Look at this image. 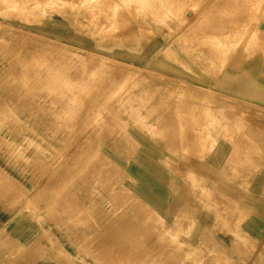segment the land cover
I'll return each mask as SVG.
<instances>
[{
	"label": "rangeland",
	"instance_id": "obj_1",
	"mask_svg": "<svg viewBox=\"0 0 264 264\" xmlns=\"http://www.w3.org/2000/svg\"><path fill=\"white\" fill-rule=\"evenodd\" d=\"M142 1L12 0L0 6V212L39 231L51 249L83 254L86 264H250L256 245L246 244L237 228L233 234L245 245L233 249L235 261L211 249L208 237L194 246L191 224L179 228L189 242L165 233L154 238L163 228L143 202L147 178L128 166L136 162L149 120L172 113L173 95L160 88L179 84L161 79L162 56L182 66L179 43L207 70L211 47L219 68L237 47L264 54V0ZM231 104L232 137L246 112L264 116L240 99ZM112 216L134 218L135 253H125L127 244L118 238L127 222ZM147 233L152 244L144 243ZM20 239L0 229V264H35L33 238Z\"/></svg>",
	"mask_w": 264,
	"mask_h": 264
},
{
	"label": "crops",
	"instance_id": "obj_2",
	"mask_svg": "<svg viewBox=\"0 0 264 264\" xmlns=\"http://www.w3.org/2000/svg\"><path fill=\"white\" fill-rule=\"evenodd\" d=\"M259 29H264L263 21ZM55 31L61 32L60 29ZM163 49L161 47V52ZM241 49L237 47L219 68V62L212 63L216 49L209 48L207 70L199 66L202 58L180 49L179 43L176 57L182 66L162 56L159 61L161 79L166 76L179 84L177 90L160 88L162 95H173L172 113L149 120L151 129L145 130L142 148L128 170L147 178L143 183V202L155 213L163 228L160 236L154 238L165 233L189 242L190 237L179 228L191 224L194 246L199 247L201 239L208 237L212 242L210 248L215 246L222 250L231 261L237 259L233 249L242 248L245 243L256 245L249 259L253 264L258 259L264 260V116L246 112L239 120L240 132L232 137L231 101L237 98L253 105L254 109L264 110V54L262 50L243 53ZM188 148L192 154L188 153ZM128 187L133 191L131 184ZM4 215L0 212V229L5 228L10 238H22L21 242L27 236L33 238L31 251L35 264H86L80 259L86 260L83 254L67 248L57 252L51 249L50 243L40 242L39 231L29 232L18 219L4 220ZM116 218L127 222L118 227L123 234L118 238L122 239L123 247L127 244L125 253H135L134 218L112 216V221ZM97 221L107 222L103 218ZM144 222L148 220L145 218ZM235 228L249 241L239 242L233 234ZM151 239V233L145 234L144 243L152 244ZM148 253L145 247L143 254Z\"/></svg>",
	"mask_w": 264,
	"mask_h": 264
},
{
	"label": "bare ground",
	"instance_id": "obj_3",
	"mask_svg": "<svg viewBox=\"0 0 264 264\" xmlns=\"http://www.w3.org/2000/svg\"><path fill=\"white\" fill-rule=\"evenodd\" d=\"M11 1H12V0H11ZM11 1H9V0H0V6H1V8H2L3 6L6 7V6H5L6 3H9V2H10V3H13V2H14V1H13V2H11ZM15 1H16V0H15ZM22 1H24V0H22ZM25 1H26V0H25ZM141 1H142V0H141ZM226 1H227V0H226ZM17 2H18V1H17ZM17 2H15V3H17ZM133 2H134V1H133ZM142 2H143V1H142ZM142 2H141V3H142ZM194 2H195V1H194ZM10 3H9V5H11ZM15 3H14V4H15ZM141 3H140V4H141ZM144 3H145V2H144ZM188 3H189V2H188ZM199 3H200V2H199ZM199 3H198V4H199ZM218 3H219V2H218ZM256 3H257V2H256ZM262 3H263V2H262ZM31 4H32V3H31ZM36 4H37V3H36ZM36 4H35V5H36ZM147 4H148V3H147ZM227 4H228V3H227ZM259 4H260V3H259ZM7 5H8V4H7ZM9 5H8V6H9ZM12 5H13V4H12ZM12 5H11V6H12ZM16 5L19 6L18 4H16ZM32 5H33V4H32ZM148 5H149V4H148ZM148 5H147V6H148ZM249 5H250V4H249ZM256 5H257V4H256ZM14 6H15V5H14ZM17 6H16V7H17ZM25 6H26V5H25ZM30 6H31V5H30ZM217 6H218V5H217ZM9 7H10V6H9ZM21 7H22V6H21ZM150 7H151V6H150ZM190 7H191V6H190ZM212 7H213V6H212ZM212 7H211V8H212ZM1 8H0V13H2V11H1L2 9H1ZM12 8H13V7H12ZM24 8H25V7H24ZM24 8H23V9H24ZM89 8H90V7H89ZM147 8H148V7H147ZM248 8H249V7H248ZM6 9H8V8H6ZM10 9H11V8H10ZM13 9H15V7H14ZM23 9H22V10H23ZM251 9H252V8H251ZM22 10H21V11H22ZM31 10H32V9H31ZM33 10H34V9H33ZM6 11H8V10H6ZM24 11H26V10H24ZM146 11H147V10H146ZM149 11H150V10H149ZM153 11H154V10H153ZM153 11H151V12H153ZM8 12H9V11H8ZM198 12H199V11H198ZM213 12H214V11H213ZM262 12H263V11H262ZM31 13H32V12H31ZM175 13H176V12H175ZM200 13H201V12H200ZM236 13H237V12H236ZM241 13H242V12H241ZM2 14H3V13H2ZM5 14H7V13H5ZM212 14H213V13H212ZM242 14H243V13H242ZM252 14H253V13H252ZM9 15H10V13H9ZM34 15H35V14H34ZM125 15H126V14H125ZM199 15H200V14H199ZM204 15H205V14H204ZM214 15H215V14H214ZM4 16H5V15H4ZM7 16H8V14H7ZM17 16H18V15H17ZM208 16H209V15H208ZM253 16H254V15H253ZM157 17H158V15H157ZM248 17H249V16H248ZM2 18H3V17H2ZM33 18H34V17H33ZM33 18H32V19H33ZM159 19H160V18H159ZM202 19H203V18H202ZM211 19H212V18H211ZM211 19H209V20H211ZM215 19H216V18H215ZM239 19H241V18H239ZM196 20H197V19H196ZM242 20H243V19H242ZM202 21H203V20H202ZM193 24H194V23H193ZM197 24H198V23H197ZM204 24H205V23H204ZM117 25H118V24H117ZM198 25H199V24H198ZM246 27H247V26H246ZM248 27H249V26H248ZM257 27H258V26H257ZM194 28H195V27H194ZM214 28H215V26H214ZM217 28H219V27H217ZM244 28H245V27H244ZM254 28H256V27H254ZM31 29H32V28H31ZM196 29H197V28H196ZM200 29H201V28H200ZM203 29H204V28H203ZM190 30H192V29H190ZM4 31H5V30H4ZM192 31H193V30H192ZM194 31H195V30H194ZM199 31H200V30H199ZM252 31H253V29H252ZM187 32H188V31H187ZM202 32H203V30H202ZM202 32H200V34H201ZM255 32H256V31H255ZM257 32H258V31H257ZM257 32H256V33H257ZM11 33H12V32H11ZM194 33H195V32H194ZM244 33H245V32H244ZM256 33H255V34H256ZM153 34H154V33H153ZM185 34H186V33H185ZM202 34H203V33H202ZM222 34H223V33H222ZM250 34H251V33H250ZM24 35H26V34H24ZM181 36H182V35H181ZM20 37H21V36H20ZM187 37H188V36H187ZM30 38H31V37H30ZM190 38H191V37H190ZM242 38H243V37H242ZM253 38L255 39L256 37L253 36ZM262 38H263V37H262ZM23 39H24V38H23ZM37 39H38V38H37ZM248 39H250V37H249ZM179 40H180V39H179ZM192 40H193V39H192ZM229 40H230V39H229ZM232 40H233V37H232ZM263 40H264V39H263ZM190 41H191V40H190ZM259 41H260V40H259ZM256 42H257V41H256ZM262 42H264V41H262ZM186 43H187V42H186ZM221 43H222V42H221ZM257 43H258V42H257ZM192 48H193V47H192ZM189 50H191V49H189ZM204 52H206V50H205ZM204 52H203V54H204ZM207 53H208V52H207ZM203 57H204V56H203ZM199 58H200V57H199ZM210 59H211V58H210ZM210 59H209V60H210ZM214 61H215V59H214ZM221 61H222V60H221ZM212 62H213V60H212ZM223 64H224V63H223ZM130 80H131V79H130ZM44 83H45V82H44ZM206 92H207V91H206ZM209 94H211V93H209ZM212 94H213V93H212ZM217 95H218V94H217ZM219 95H220V94H219ZM219 95H218V96H219ZM93 96H94V95H93ZM122 96H123V95H122ZM204 96H205V95H204ZM218 96H217V97H218ZM222 97H223V96H222ZM228 97H229V96H228ZM226 98H227V96H226ZM231 98H232V97H231ZM213 100H214V99H213ZM221 100H222V99H221ZM214 101H215V100H214ZM217 101H218V100H217ZM202 102H203V101H202ZM205 102H207V101H205ZM221 104H222V103H221ZM241 104H242V103H241ZM226 106H227V105H226ZM227 107H228V106H227ZM233 107H234V106H233ZM241 107H242V106H241ZM203 108H204V107H203ZM221 108H222V107H221ZM230 108H231V107H230ZM107 109H108V108H107ZM258 109H259V108H258ZM221 110H222V109H221ZM235 110H236V109H235ZM237 110H238V109H237ZM259 110H260V109H259ZM262 110H263V109H262ZM105 111H106V110H105ZM239 111H240V110H239ZM263 111H264V110H263ZM188 112H189V111H188ZM244 112H245V111H244ZM258 112H259V111H258ZM216 113H217V112H216ZM262 113H263V112H262ZM13 114H14V113H13ZM198 114H199V112H198ZM198 114H197V115H198ZM201 114H202V112H201ZM199 115H200V114H199ZM199 115H198V116H199ZM185 116H186V115H185ZM245 116H246V115H245ZM197 118H198V117H197ZM188 119H189V118H188ZM198 119H200V118H198ZM203 119H204V118H203ZM196 120H197V119H196ZM219 120H220V119H219ZM199 121H200V120H199ZM214 121H215V120H214ZM187 123H188V121H187ZM202 124H203V123H202ZM187 125H188V124H187ZM196 125H197V124H196ZM193 126H194V125H193ZM96 127H97V126H96ZM189 127H191V126H189ZM191 129H192V128H191ZM201 129H202V128H201ZM190 133H191V132H190ZM194 133H195V132H194ZM227 133H228V132H227ZM85 134H86V133H85ZM193 135H194V134H193ZM196 135H197V134H196ZM186 136H187V135H186ZM79 137H80V136H79ZM89 140H90V139H89ZM186 140H187V139H186ZM197 143H198V142H197ZM204 144H205V143H204ZM193 145H194V144H193ZM203 146H204V145H203ZM188 147H190V145H189ZM193 147H194V146H193ZM186 148H187V147H186ZM188 149H189V148H188ZM188 149H187V150H188ZM196 149H197V148H196ZM232 152H233V151H232ZM189 154H190V153H189ZM194 154H195V152H194ZM237 161H238V160H237ZM69 162H70V161H69ZM53 167H54V166H53ZM112 168H113V167H112ZM188 172H189V171H188ZM123 173H124V172H123ZM197 175H198V174H197ZM195 177H196V176H195ZM58 178H59V177H58ZM57 180H58V179H57ZM41 181H42V180H41ZM216 192H217V191H216ZM217 194H218V193H217ZM221 194H222V193H221ZM222 196H223V195H222ZM225 196H226V195H225ZM222 198H223V197H222ZM221 200H222V199H221ZM231 200H232V199H231ZM223 201H224V200H223ZM223 201H222V202H223ZM226 201H228V199H227ZM224 202H225V201H224ZM226 203H227V202H226ZM231 203H232V202H231ZM229 204H230V203H229ZM232 204H233V203H232ZM230 205H231V204H230ZM235 205H236V204H235ZM217 206H218V205H217ZM229 207H230V206H229ZM185 208H186V207H185ZM194 208H195V207H194ZM218 208H219V207H218ZM222 208H223V207H222ZM232 209H233V208H232ZM190 210H191V209H190ZM190 210H189V211H190ZM236 210H238V209H236ZM192 211H193V210H192ZM240 213H241V212H240ZM235 214H236V213H235ZM233 216H234V215H233ZM178 228H179V227H178ZM128 233H129V232H128ZM169 236H170V235H169ZM204 236H205V235H204ZM136 239H138V238H136ZM126 240H127V239H126ZM90 244H91V243H90ZM125 245H126V244H125ZM199 248H200V246H199ZM199 248H198V249H199ZM196 250H197V249H196ZM239 250H240V249H239ZM161 251H162V250H161ZM206 251H207V250H206ZM218 251H219V250H218ZM243 251H244V250H243ZM158 252H159V251H158ZM220 253H221V252H220ZM208 254H209V253H208ZM208 254H207V255H208ZM211 255H212V254H211ZM213 255H214V254H213ZM213 255H212V256H213ZM187 256H188V255H187ZM193 256H194V255H193ZM217 256H218V255H217ZM15 257H16V256H15ZM217 258H218V257H217ZM222 259H223V258H222ZM197 260H198V259H197ZM211 260L213 261V259H211ZM199 261H200V260H199ZM209 261H210V260H209ZM8 264H9V263H8ZM110 264H111V263H110Z\"/></svg>",
	"mask_w": 264,
	"mask_h": 264
}]
</instances>
